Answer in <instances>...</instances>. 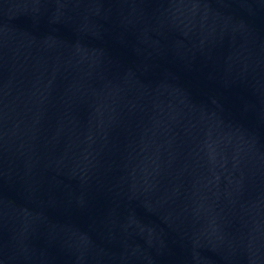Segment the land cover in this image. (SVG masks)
Wrapping results in <instances>:
<instances>
[{"label": "water", "instance_id": "obj_1", "mask_svg": "<svg viewBox=\"0 0 264 264\" xmlns=\"http://www.w3.org/2000/svg\"><path fill=\"white\" fill-rule=\"evenodd\" d=\"M0 264H264V0H0Z\"/></svg>", "mask_w": 264, "mask_h": 264}]
</instances>
